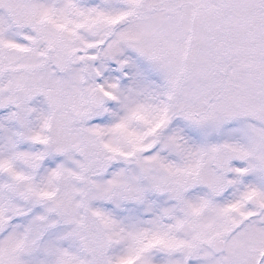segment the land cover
I'll use <instances>...</instances> for the list:
<instances>
[{"label": "snow or ice", "instance_id": "1", "mask_svg": "<svg viewBox=\"0 0 264 264\" xmlns=\"http://www.w3.org/2000/svg\"><path fill=\"white\" fill-rule=\"evenodd\" d=\"M0 264H264V0H0Z\"/></svg>", "mask_w": 264, "mask_h": 264}]
</instances>
